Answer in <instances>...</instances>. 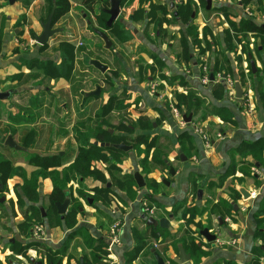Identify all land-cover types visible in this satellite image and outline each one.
Returning <instances> with one entry per match:
<instances>
[{"label":"crops","instance_id":"crops-1","mask_svg":"<svg viewBox=\"0 0 264 264\" xmlns=\"http://www.w3.org/2000/svg\"><path fill=\"white\" fill-rule=\"evenodd\" d=\"M136 1L140 6V0ZM189 1L191 2L192 0ZM253 2L255 0L244 6L241 0L237 6H234L232 0H219L217 3L212 0L211 11L208 12L204 9L207 12L205 13L206 15L211 14V16L207 17L208 20L213 18L214 12H218V10L226 11L230 15L226 17L221 13L219 15L220 18L217 19L218 28L209 29L211 33L203 32L211 24L204 16H200L198 12L193 13L191 20L185 24L180 18L176 17V24L173 26H162L163 32L158 28L156 29V25L147 19V13L150 9L145 12V20L136 22L141 26V29L137 27L133 29L136 38L128 39L122 46L116 47L115 54L118 60L122 62L124 72L132 81L126 88L138 97H142L148 104L149 113L145 115L152 114L147 117L150 118L152 123L150 131L146 132L140 129L137 134L159 136L163 140H170L175 145V150L169 154V163L176 171V175L171 176L169 169L165 170L162 168L154 170L149 175H144L141 173L140 158L138 155L129 152V157L120 166L122 172L124 171L123 174H133L134 176L135 173H140L146 179L144 188L140 189L137 186L139 195L136 196L134 201H128L125 195L113 190L116 195L127 202L129 211L123 213L117 207L111 211L110 208L103 206L101 202H96L93 206L83 202V208H81L82 210H80L81 212L77 217V226L69 229L67 226L65 227V218H61L64 229H59V231L52 230L54 238L52 237L53 240H50L51 243L49 244L51 246L52 244L53 246L61 245L63 240L66 239L67 233L78 231L81 228L85 229L92 239H105L107 244V241L110 240L106 238L105 234H107L110 226L117 219H123L122 245L114 247L107 244L106 247L107 255L110 254L109 256L112 258V261L107 264H121L123 255L132 252L137 246V240L135 243L133 236V222L136 218L142 221L141 207L143 201L141 198H143L142 193L145 192L147 194L146 191H148V194L154 192L153 199L157 203V214H159H156L155 218L168 219L170 227L168 229H155L153 227L149 229L146 223L143 222L145 226H140L145 229L144 233L156 235L158 241L163 239L162 235L165 233H169V237L172 240H184L186 237L184 235H188V233L190 237L197 238L201 221L204 224V229L207 228L213 233H218L224 239H238L239 247H219L208 243L199 236L200 239L194 241L197 245V250H202L207 255L197 264H252L253 262L264 264V258L255 256V251L259 248L264 251V246L262 241L256 237L257 229L254 218V214L264 201V167L260 168L256 165L254 168L251 167L249 169L250 165L246 164V160L242 156L239 157L240 153L236 152L237 148L255 143L264 138V96L261 95L264 92V83L262 82L263 73L260 72L264 69V51L254 52L253 58L249 56L250 66L251 62H254L257 70L256 73L253 72L254 76L252 77L248 74V63L245 60L242 48L235 42L233 37L232 41L228 43L231 47L233 46V51L227 50L226 47V32H232L228 19L236 22L238 20L234 17L246 19L243 12L246 8L252 9L251 3ZM174 3L175 6L178 5L177 2L174 1ZM169 4L166 5L169 13H171ZM191 4L195 6L193 2ZM48 6H50V3L48 4L46 0H16L13 4H10V0H0V95L10 93V96L6 99H0V154L14 168L24 169L27 178H30L38 169L29 163L31 155L36 154L41 157L59 156L62 167H67L74 162L79 148L73 132L75 123L71 127L69 125L67 127L64 123L65 116L69 112L67 106L61 105V112L55 106V100L60 97L59 93L64 85H62L64 80L48 81L39 72L30 69V65L35 60L61 62V42L70 43L74 47L75 45L71 41L63 40L59 42L55 49L58 55L49 57V50L52 47L51 45L49 47L48 43L44 46L39 45V49H34L30 53H25L19 44V39L25 38L27 34L33 33L34 37L42 34V23L47 21L46 19L49 18L52 11ZM139 8L136 7V11ZM178 8L180 6H177ZM234 14L235 16H232ZM170 15L174 16L175 14L171 13ZM65 18L66 15L59 19L56 24L62 22ZM133 21V15H131L128 22H123L126 30L130 26L132 28ZM258 24L264 27V23ZM190 25L198 29V39L201 42L200 48L193 44V39L188 33ZM57 27L56 29L62 31L60 25ZM75 28L65 29L63 27L64 36L70 33L76 35L78 31ZM147 30H150L151 35L146 36L143 34ZM152 37L153 40H151ZM167 40L168 44H166ZM247 44L254 50V40L251 36L244 40V45ZM137 48L139 49L138 53H136ZM129 50L132 52L133 57L129 56ZM143 51H150L154 58L147 57V54L143 53ZM200 51H202L201 55ZM186 55L189 57L188 61L185 58ZM237 57L242 58L241 65L244 74H241L238 70ZM225 60H227L228 64H226ZM216 64H219L221 69L222 67H227L229 70L228 75L222 74L221 70L214 74ZM142 66L147 68L144 70L150 75L149 83H152L153 79L151 73L154 75L161 74L166 77L178 76L183 80L186 87L179 83L180 80L161 81L165 86V96L168 98L174 97L176 94H184V89L186 88L192 89L204 96L213 106L227 108L232 113V121H223L215 115H209L204 119L201 117V112H199L195 115L193 114L190 124L181 126L165 105L160 103L161 99L151 98L148 87L139 80L143 69ZM211 74L214 75V82L204 83L203 79L206 76L210 79ZM224 77H230L234 84L240 83L243 91L241 99L236 97L235 90L234 94H232L222 79ZM29 81L30 83H28ZM55 84L58 85L56 89L52 90L50 85L55 86ZM34 101L38 105V118L35 122L28 123L26 119L19 118V115L22 114L25 117L27 109ZM160 115H163L164 118L156 121ZM14 117H18L20 121L15 123L12 120ZM196 125L207 134L213 133L214 128L219 129L221 132L224 131L223 138L216 140L211 149H206L201 137L194 133ZM62 132L66 134L64 135ZM184 132H187L193 139L197 151L195 157L188 156L178 146L179 137ZM10 135L13 136L20 147L24 148L23 151H16L4 145L6 138ZM152 154L153 151H151L149 159H151ZM230 165H235V173L226 175ZM103 168L105 166H99V169L102 170ZM253 169L258 170V175H253L251 172ZM255 178L258 179L259 186L256 185ZM15 179H17V182H15ZM10 181L15 182L16 189L22 188L21 178L15 177L8 180L7 183ZM152 181H155L154 190L148 189L149 184H154ZM164 181L169 184H165ZM86 186L92 188L95 183L92 180H88ZM199 190L203 191L201 200L198 199ZM242 190L249 193L250 197L248 199L243 197ZM52 192L51 180L49 178L40 180L38 187L39 202L33 204V206L39 208L44 206L46 210L44 201L47 199V204L50 206L48 198ZM70 199L72 203V198ZM110 199L112 202L113 197ZM220 203H224L226 206L229 204L233 205L235 215L232 217L227 216L223 219L221 214L223 215L224 212L218 206ZM30 205L31 203L28 206ZM177 206L183 207L176 209ZM202 208H207L206 213L202 217L192 216L191 213H194L195 209ZM70 209L71 205L68 211ZM164 211L168 217L164 214ZM186 212L189 214L184 216ZM178 214H180V217L176 218ZM22 217L23 219L17 222V227H20L24 222V214H22ZM189 219L192 220V223L188 221ZM136 229H140L138 224H136ZM16 234L19 239H10L11 244L18 242L22 246H29L28 237L24 236L20 231ZM148 245L154 244L151 242ZM160 245H166V243L162 242ZM181 246L191 256L183 242ZM1 248L3 247H1L0 242ZM109 248L110 250H108ZM11 250L9 251L11 252ZM172 259L176 258L172 257ZM70 264L74 263L70 262ZM190 264H193L192 260Z\"/></svg>","mask_w":264,"mask_h":264},{"label":"rangeland","instance_id":"rangeland-1","mask_svg":"<svg viewBox=\"0 0 264 264\" xmlns=\"http://www.w3.org/2000/svg\"><path fill=\"white\" fill-rule=\"evenodd\" d=\"M46 1L49 4L51 0H46ZM69 1L71 3V10L69 12V15L66 14V18L62 22L53 24L54 29L58 28L57 26L60 25L62 27L61 28L62 31L52 36L48 41V46L50 47L51 45L52 47L49 50V53H50L49 57L58 55V52L56 53L55 49L57 45L59 44V42L63 40L71 41L75 45L76 61L74 65V70L73 72H71L70 79L68 81L64 80V82H62V85L63 84L64 85L63 87H61V92L59 93L60 97L59 99L57 98L55 100V106H56V109L59 110V112L62 111L60 110V107L63 104L66 105L68 108L69 112L66 114L65 119H64V123L67 125V127L68 125L69 127H71L74 123L76 126V124H78L80 121L88 119L91 113L92 115H93V112L96 113L97 110L102 106V104L104 102H107V100L109 99L111 95H120V97H123L124 91L125 93L127 91V93H129L130 95L129 101L126 102V105H129V106H127V111H125L128 114V116L130 115V117H128V120L130 123L134 124L136 127L138 126L136 121H138L140 117H150L152 115V114L151 115L148 114L150 116L145 115L149 113L150 108L148 104L144 101V99L142 97H138L136 94L130 92L126 88L129 83H132V81L129 79L126 72H124L122 68V62L118 60V57L115 54L116 47L122 46V44L124 43L123 41L124 38H127V40L136 38L133 32V29L136 27L138 29H141V26H139V24H137L136 22L145 20V12L147 9H150V11L147 13L148 17L146 16L147 19H149L153 24H155L156 29L157 28L160 29L161 32H163L162 26L164 25L173 26L174 24H176L175 23L176 17L178 18L181 17L182 22L185 24L189 20H191L190 16L193 13L198 12L200 16H204V18H206L207 21H210L209 24H211V26H208L209 28H205L203 31L204 33L206 32L208 33L210 32L209 29L218 28L217 19L220 18L219 15H221L222 13L226 16V13H227L226 11L223 12L222 10H218V12H214L215 13L214 17L208 20L207 17L211 16V14H208V15L205 14L207 13L204 10L205 3L202 5L200 4L201 2L199 0H192L191 2L190 1L188 2V0L187 2L186 0H172V1L171 0H143L141 1L140 6L138 5V2L136 0H125L122 3L121 14L118 18L115 29H113L112 31H109L107 30L106 25H105L108 20V17L95 16L91 14L90 12H88V10H86L84 6L82 5L83 0H69ZM170 1L174 4L173 8L169 7L171 9V13L174 14L175 12H177L176 14L177 16L170 15L171 13H169L167 9L166 4H169ZM174 1L178 3L177 6H180V8L177 9V6H175ZM213 1L217 3L219 0H213ZM232 1H233V5L237 6L238 2H240L241 0H232ZM153 2L156 4H154ZM192 2L194 3L195 6L191 4ZM159 3H164V4H159ZM243 5L246 6L247 4L243 3ZM136 7H140L139 10L136 11ZM251 7L253 9L252 11L254 12V14H256L258 17L264 16V1L263 0H255V2L251 3ZM48 8L52 10L51 4L50 6H48ZM109 8L110 7H107L105 9H109ZM131 15H133L134 23L132 25V28L130 26V28L126 30L123 22L124 23L128 22ZM234 18L238 21L241 18L245 19L243 17L241 18L234 17ZM88 21H90V24H88ZM63 27L65 29L76 27L75 30H77L78 33L76 35L73 33H70L64 36ZM230 29L232 31L230 33L233 34L234 28H230ZM95 30L103 31L108 35L109 39L112 41V44H113L112 49L106 48L105 42L97 34H95ZM195 32H196L195 30L194 31L191 30L190 34L192 35ZM150 33H151L150 30H147V32L145 31L143 32V34H145L146 36L151 35ZM153 37L151 40H153ZM19 44L22 46V50H24L25 53H30L34 49L40 48V46L35 41V37L33 36V33L27 34L25 38L19 39ZM166 44H168V40ZM138 52H139V49L137 48L136 53ZM129 53H130L129 56L133 57L132 52H130V50H129ZM143 53H146L147 57L154 58V56L152 55L150 51L148 52L143 51ZM92 60L100 61L102 64L108 67V71L105 74H102L100 71H98L97 69H95L89 64L90 61ZM142 67L143 69L140 73L139 80L143 84H146V87H148L149 89L151 98L161 99L160 103L165 105L167 110L171 112V108L167 102L168 97L165 96V86L161 82L162 80L168 81V78L166 76H165L166 78H163L164 76L161 74L154 75L153 73H151V75L153 76V79H152V83H149L148 79L150 75L146 70H144L147 68H145L144 66ZM263 68H264V65H263ZM238 70L241 74H244L242 65H239ZM262 76H263L262 77L263 79L264 74H262ZM28 83H30V81ZM57 85L56 84L55 86L50 85V87L52 90H54L56 89ZM98 88L101 89V93H100L101 98L97 101L88 99L87 95L91 92L96 91ZM37 108H38V105H37ZM37 110L35 111L36 120L38 118ZM163 118L164 116L160 115L156 121H160ZM144 130L146 132L150 131L149 129H147L146 124H144ZM139 132H140V127L136 128L133 134L124 132L121 129H117L116 134L120 135L121 137H124L123 139H124L125 145L133 147L135 145L133 143V138ZM134 147H137V145H135ZM142 151L144 153L146 151L144 146L142 148ZM138 152H136L135 150H132V152L130 151L131 154L133 153L135 155H137ZM147 153H151V152L147 151ZM129 155L125 159H127ZM240 156L241 154L239 155V157ZM251 167L254 168V166L252 165H250V167L248 168L251 169ZM251 172L253 173V175L256 174L254 172V169L253 171L251 170ZM128 175H131L133 177V174H128ZM110 178H111L110 175L107 174L108 181H110ZM143 179H144V182H146V179L144 177ZM15 182H17V179H15ZM15 182L10 181L9 183H7L6 185L7 187L2 192H0V199L5 198L4 202H0V205L2 206V207L0 206V235H1L0 242H1V247H3L0 249V252H1L0 264H11V262L13 263L19 262L20 264H32L31 263L32 259H34L35 261H43L44 264H50L51 262L54 264H57L59 262L61 264H70V262H73L74 264H107L108 262L112 261V258L109 256L110 254L105 255L104 246H99V247H102L103 249V251L99 253L95 251H90L89 249H87L88 247L86 248L85 246L86 240L84 237H86L88 233L86 232L85 229H82L79 235L75 234L76 231L69 233V234L67 233L66 239L63 240L61 245L53 246L52 244L51 246V244H49L51 243L50 240L51 239L53 240L54 238V236H52L53 235L52 230H57V231H59V229L63 230L64 226L62 225V222H61V216L58 215L57 210L50 208V206L47 204V199L44 201L46 210L43 206H41L46 213L45 218L41 217V220L39 222H34V221L30 222L29 221L30 218L35 216V212L31 211L28 214L30 215L29 219L24 220V223L20 227H17V222L23 219L22 214L28 211L29 203L27 199L24 197L22 189L21 188L16 189L15 187L16 185L14 184ZM152 182L154 184H149L148 189L154 190L155 181H152ZM113 185H114L113 190H115L119 194L125 195L128 201H134L136 199V196L139 195L138 190H137L138 187L136 183L132 185L130 184L129 181L127 182V180H124V181L121 180V177L118 181H114ZM78 188L84 194L91 195V197L95 196L96 198L101 199V200H103L104 198L103 196L100 198L96 196L95 194L88 192L87 186L85 187L82 186ZM146 192L147 194L145 192L142 193L143 198H141V200L143 201V203H145L147 208L157 209V203L153 199L154 192L149 193V194H148V191ZM19 196L23 199L22 201L19 199ZM111 197H113L112 202L107 201L105 203H102L103 206L110 208L111 211H113L115 207L119 208L120 211L123 213L129 211L127 202H125V200H123L121 197L116 195V193L111 195ZM71 198L72 200L74 199L73 194H71ZM234 199L236 200L235 197ZM37 206H40V205H37ZM218 206H220L219 208L222 209L224 212L223 215L221 214L223 219L227 216L228 217L231 216V211L230 209H228V206L224 205V203L222 204L220 203L218 204ZM182 207L183 206H180V207L177 206L176 209H179ZM141 208H142V215L146 214V211H144V204H142ZM155 211L157 214V210ZM164 214L166 215L165 211H164ZM191 214L193 216L194 213H191ZM177 217H180V214H178L176 218ZM119 220L120 219H117L116 221H119ZM174 220L177 221L175 218ZM188 221H191L192 223V220L189 219ZM143 222L145 221H140V219L137 220V218L133 222L135 229H136V224H138L140 227V229H137L139 232L138 236H136V233H135V236H136L135 243L137 239L138 246L144 247L142 248V251H141L143 253L139 252L140 250L138 251L137 249H135L132 252H128L127 254L123 255L121 264H155V259L153 255L149 253L147 250L149 246L148 243H151V242L152 244L155 245V248H157L156 250H158L157 252L164 258L167 264H175L172 257L174 258L179 257L177 248L181 246L182 242L184 246H186L188 252L191 254V260L193 261V264L199 263L202 260V258L205 257V255H207L206 252H203L202 250H197V245L195 244L194 241H197V239H200L198 235H197V238H193V237H190L188 233V235H184L186 236L184 240L183 239L182 240H179V239L172 240L169 237V233H165L162 235L163 239L161 241H158L154 237V234L146 235L144 233L145 229L141 227L144 225ZM35 225H40L44 228V234L42 235V239H37L33 237L32 229ZM194 225L196 226V224ZM203 227H204V224L200 221L199 229L202 230L204 229ZM123 228H124V224H123ZM19 231L24 236L29 238V246H22L21 244H18V242L16 243L14 242V244L10 243V239L12 238L16 240L19 239L18 235L16 234V233H19ZM214 234H216L217 237L219 235L218 233H214ZM105 235H106V238H108V232ZM87 239L90 241H106L105 239L104 240L102 239L94 240L89 235ZM258 240L260 239L258 238ZM162 242L166 243V245L161 246L160 243ZM169 242H171V244L168 245ZM9 250H11V252ZM108 250H110V248ZM255 252H256L255 253L256 257L264 258V252H262L261 248H259ZM94 255L99 256V262L93 259ZM190 262L186 264H190ZM252 264H257V263L253 262Z\"/></svg>","mask_w":264,"mask_h":264},{"label":"trees","instance_id":"trees-1","mask_svg":"<svg viewBox=\"0 0 264 264\" xmlns=\"http://www.w3.org/2000/svg\"><path fill=\"white\" fill-rule=\"evenodd\" d=\"M141 1L143 0H140V4ZM199 1L202 5L206 3L205 0ZM251 1L252 0H242L244 4L250 3ZM49 3L51 4L52 8L54 4H56V12L53 18V24L68 14L71 10V3L69 0H51ZM82 5L91 14L95 16H105L109 19V16L104 12L105 8L110 7L108 0H83ZM206 6L207 5L205 4V10ZM228 14L230 13H226V17H229ZM232 16H235V14ZM190 17H192V15ZM180 19L182 18L180 17ZM117 21L110 28L106 26L107 30L112 31L115 29ZM228 23L230 28H234V33L232 34L229 31L226 32L227 50L233 51V46L231 47L230 44H228L230 41H232L233 37L235 42L242 48L243 55L245 56V60L248 63V74L253 77L254 74L250 66L249 56L253 58L254 52L258 53L260 51H264V27L248 19H240L237 22L228 19ZM191 30H195L196 32L191 35ZM188 33L193 39V44L200 48L199 46L201 45V42L198 39L199 34L197 27L190 25L188 27ZM248 36H251L254 40V50L249 47V44L244 45V40ZM126 40L127 38H124L123 41L125 42ZM60 51L61 62H44L37 60L30 65V69L39 72L44 77V79L48 81L60 79L68 81L71 77V72L74 70L76 61L75 47L70 43H62L60 45ZM201 54L202 51H200V55ZM185 58L187 61L189 60L188 55H186ZM225 62L228 64L227 60H225ZM237 62L239 65H241L242 58L237 57ZM220 70L222 74L228 75L229 70L227 67H222L221 69L219 64H216L214 67V74H217ZM260 72L264 74V69ZM163 78L166 77L164 76ZM167 78L168 82L170 80H180L179 83H181L183 87H186V84L178 76H170ZM262 82L264 83V78ZM261 95L264 96V92H262ZM100 98V96L88 97V99H92L94 101H97ZM129 99L130 95L127 93V91L126 93L124 91L123 97H120V95H111L107 102H104L96 113L93 112V115L91 113L88 119L82 120L76 124L73 132L75 139L79 144L78 154L74 162L67 167H62L59 156L41 157L39 155L33 154L29 158V163L38 169L32 174L30 178H27L25 176L26 172L24 169L14 168L11 163L4 160L0 154V192L6 188L8 180L15 177L22 179L21 189L23 191L24 197L29 201V203H31L28 211L24 213V220L29 219L30 215L28 214L31 211L35 212V216L30 218V222H39L41 220L42 213L40 208L33 206V204H37L39 202L38 187L40 180L43 179L49 178L53 186V192L48 198L50 208L57 210L55 204L64 202L66 199V192L74 195V199L71 203V209L64 217V223L69 229H73L77 226V217L81 212V208H83V202L90 204L89 201L92 200L93 203L91 206H93L96 202H111V195L114 194V181H118L120 177L121 180H127V182L129 181L132 185L136 183L134 176L132 177L131 175H124L120 167L128 153L112 147L113 145L124 144V137L116 134L117 129H121L124 132L133 134L135 129L138 127L144 130V124H146L147 129H151L152 127V123L147 117H140L138 121H136L138 124L136 127L134 124L129 122L128 117H130V115L128 116V114L125 112L127 111V106H129L126 105V102L129 101ZM173 99L175 107L179 109L183 115L189 116L190 113H192L191 115L193 118V114L195 115L201 112V117L204 119L209 115H215L223 121H232V113L227 108H217L213 106L204 96H201L198 92L192 89H184V94H176L174 95ZM37 109V103L34 101L27 109L24 115L25 117L20 114L19 118L26 119V122L28 123H33L36 121L35 111ZM12 120L15 123L20 121L18 117H14ZM110 131H113V133H110ZM223 133L224 131L221 132L219 129L214 128L213 133H208V138L210 141H215L217 135H223ZM62 134L65 135L66 133L62 132ZM161 138L162 137L159 136L145 134H137L133 138V143L137 145V147H134V145L132 150H135L136 152L139 151L137 155L140 158L141 173L144 175H149L158 168L165 170L169 169V166L167 165V162L169 163V154L174 151L176 147L170 140H163ZM95 143H98V145ZM101 144H109V147H102L100 146ZM143 146L146 150L145 153L142 151ZM178 146L181 147L190 157H195L197 155L193 139L187 132H184L182 135H180ZM147 151H153L151 159H149L150 153H147ZM236 152L241 154L242 158L246 160V164L252 165L254 167L256 165L260 168L264 167V138L255 143L239 147L236 149ZM100 165L105 166V168L102 170L99 169ZM233 173H235V165H230L226 175ZM107 174L111 177L110 181L107 179ZM255 179L256 185L259 186L260 183L258 182V179ZM88 180H92V182L95 183L94 187L87 189L88 192L95 194L100 198L103 196V200L98 199L95 196L91 197V195H86L81 190H79L78 187H85ZM108 184L111 186L108 187ZM19 199L21 201L23 200L20 196ZM228 209L231 211V217L234 216V206L229 204ZM206 211L207 208L195 209L193 216L202 217ZM187 214L189 213L186 212L184 216ZM254 218L257 229L256 237L262 241L264 246V201L262 202V206L254 214ZM149 229H152V227H149ZM81 230L82 228L76 231L75 234H80ZM135 233L136 236H138V230L133 228L134 238L136 237ZM145 234L148 235V233ZM154 237L157 238L156 235ZM84 238L86 240L85 245L88 247L87 249L99 253L103 251L102 247L99 246H104V253L105 255L107 254V244L105 241H90L87 239L88 235H86ZM142 248L144 247L138 246V244L135 247V249L138 251L140 250L139 252L142 251ZM93 259L99 262L98 255H94Z\"/></svg>","mask_w":264,"mask_h":264},{"label":"water","instance_id":"water-1","mask_svg":"<svg viewBox=\"0 0 264 264\" xmlns=\"http://www.w3.org/2000/svg\"><path fill=\"white\" fill-rule=\"evenodd\" d=\"M16 0H10V4H13ZM109 3L111 4L110 8L105 10L104 12L109 16V19L106 23V26L108 28H110L119 18L120 14H121V6L122 3L124 2V0H108ZM207 6H206V10L210 11L212 8V0H205ZM174 7V4L171 3V8ZM56 12V4H54L52 11L49 15V18L47 19L46 22L42 23V34L40 36L35 37V41L38 45L40 46H44L48 43L49 39L54 36L55 34H57L58 32H60V29H53V18ZM177 14V13H175ZM177 16V15H176ZM194 18V15H193ZM88 24H90V21H88ZM95 34H97L101 39H103V41L105 42V46L107 49H112L113 44L112 41L109 39L108 35L100 30H95ZM92 67H94L95 69H97L98 71H100L102 74H105L108 71V67L105 66L104 64H102L100 61L97 60H92L89 63ZM251 68L252 71L256 73V65L254 62H251ZM210 81L214 82V75L211 74L210 75ZM225 84V83H224ZM235 93H236V97L238 99H241L243 96V91L242 88L240 86V83L237 82L235 84ZM101 93V89H97L94 92H91L87 95V97H93V96H100ZM10 96V93H3L0 95V99H6L7 97ZM183 119L186 122V124H190L192 121V115L186 116L183 115ZM110 133H113V131H110ZM96 145H98V143H95ZM4 145L10 149H14L16 151H23L24 148L20 147L16 141L14 140L13 136H8L5 140ZM100 146L102 147H109V144H101ZM113 148L117 149V150H121L124 152H130L132 150L131 146H127L125 144H120V145H113ZM167 165L169 166V174L171 176H175L176 175V171L173 169V167L167 162ZM134 179L135 182L137 184V186L142 189L145 187V182L143 179V176L140 173H135L134 174ZM165 184H169L168 182L164 181ZM111 185L108 184V187H110ZM243 197L245 199H248L250 197L249 193L245 192V191H241ZM65 197L66 199L64 200L63 203H56L55 207L57 209V213L58 215L61 216L62 219H64L65 215L68 212V208L71 205V200H70V194L68 192L65 193ZM203 197V191L199 190L198 192V199L201 200ZM5 198L0 199V202H4ZM90 204H92V200L89 201ZM237 208V207H235ZM82 210V209H81ZM40 211L42 213V217L45 218L46 217V213L44 211L43 208H40ZM141 219L143 221H145L146 226L149 227H153L155 229L157 228H161V229H168L170 227V221L168 219H157L154 217H149L146 214H143L141 216ZM198 234L200 237L204 238L208 243L210 244H215L216 239H217V235L214 234L213 232H211L209 229L205 228L202 230L198 231ZM108 246H110L112 243L111 241H107ZM148 252L151 253L155 259V264H167L166 261L164 260V258L157 252L155 245H150L148 247ZM146 250V251H147ZM179 251V257L174 259V263L175 264H186L188 262L191 261V256L189 254L186 253V251L184 250V248L182 246H180L178 248ZM32 264H44L43 261H35L34 259L31 260ZM11 264H20L19 262H11ZM50 264H54V263H50ZM57 264H61V263H57Z\"/></svg>","mask_w":264,"mask_h":264},{"label":"built area","instance_id":"built-area-1","mask_svg":"<svg viewBox=\"0 0 264 264\" xmlns=\"http://www.w3.org/2000/svg\"><path fill=\"white\" fill-rule=\"evenodd\" d=\"M243 13L245 14L246 19H248V20H252V21H255V22L260 23V24L264 23V16L258 17L256 14H254L252 9L246 8ZM222 79L225 81L227 87H229L232 94H234V88H235L234 81L230 77H224ZM203 82L204 83L210 82V79L208 78V76H206L203 79ZM167 102L171 108V113H172L174 119L177 120L181 126H186L187 124L183 119V114L174 105L173 97H169ZM194 133L201 137V139L203 140V142L205 144L206 149H211L216 140H221L223 138V135L218 134L215 141H210V139L208 138V134L204 133L200 129V127L197 125L194 127ZM254 172L256 174H258L257 169H254ZM143 204H144V211H146V215H148L149 217L155 218L156 217V211L155 210H157V209L154 208L155 209L154 210L151 208H147L145 203H143ZM243 210L245 211V209H243ZM227 221H229V219H227ZM32 233H33L34 238L42 239V235L44 234V228L40 225H35L32 229ZM108 239L111 241V243H112L111 245L114 247H119L122 245V242H123V223H122V221H120V220L115 221L110 226V228L108 230ZM214 245L219 246V247L228 246V247L237 248V247H239V240L238 239H224L221 237V235H218Z\"/></svg>","mask_w":264,"mask_h":264},{"label":"flooded vegetation","instance_id":"flooded-vegetation-1","mask_svg":"<svg viewBox=\"0 0 264 264\" xmlns=\"http://www.w3.org/2000/svg\"><path fill=\"white\" fill-rule=\"evenodd\" d=\"M109 2V1H108ZM172 3V2H171ZM171 3H170V5H169V7L171 8ZM110 4V3H109ZM110 6H111V4H110ZM105 10H107V9H105ZM175 13H177V12H175ZM174 13V14H175ZM175 16H176V14H175ZM60 263V262H59Z\"/></svg>","mask_w":264,"mask_h":264}]
</instances>
